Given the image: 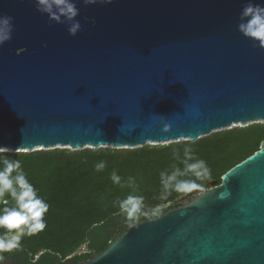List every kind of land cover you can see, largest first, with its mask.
<instances>
[{"label": "water", "instance_id": "1", "mask_svg": "<svg viewBox=\"0 0 264 264\" xmlns=\"http://www.w3.org/2000/svg\"><path fill=\"white\" fill-rule=\"evenodd\" d=\"M248 2L75 0V21L56 23L36 0H0L13 25L0 46V145L135 148L264 122V47L237 28ZM207 185L81 264H264V139Z\"/></svg>", "mask_w": 264, "mask_h": 264}, {"label": "trees", "instance_id": "2", "mask_svg": "<svg viewBox=\"0 0 264 264\" xmlns=\"http://www.w3.org/2000/svg\"><path fill=\"white\" fill-rule=\"evenodd\" d=\"M264 139V122L215 131L195 141L182 140L166 145L135 148H52L6 155L19 159L29 182L48 205L46 227L24 236L19 249L0 253L10 264H81L102 251L128 225L119 202L127 196L143 197V213L135 221L153 217L179 206L199 189L188 193L165 191L160 183L162 171L171 172L191 148L198 159L206 161L210 178L216 179L236 163L251 155ZM105 167L97 171V164ZM121 179L114 183L112 173ZM134 186L129 184V179ZM201 192V191H200ZM193 195V196H192ZM196 195V194H195ZM10 205L14 204L9 197ZM2 202V201H0ZM2 231V230H0ZM84 251H78L81 246Z\"/></svg>", "mask_w": 264, "mask_h": 264}, {"label": "clouds", "instance_id": "3", "mask_svg": "<svg viewBox=\"0 0 264 264\" xmlns=\"http://www.w3.org/2000/svg\"><path fill=\"white\" fill-rule=\"evenodd\" d=\"M86 3L111 4L113 0H85ZM37 10L46 14L48 19L56 23L63 20L75 21L79 9L75 0H36ZM241 22L238 31L245 38L264 47V5L249 0L240 12ZM80 29L79 22H73L69 27V35L75 36ZM13 31L12 18L0 17V46L11 39ZM5 145H0V253L19 249L24 236H31L46 227L44 215L49 205L37 194L35 187L29 182L19 159L9 158L8 153L14 152ZM183 170L175 167L170 173H160V183L165 191L172 189L176 193H188L199 189L205 191L202 182L210 178V169L206 161L198 159L191 148L185 150L184 158L180 161ZM105 167L103 162L97 164V171ZM112 180L120 183V177L113 172ZM129 184L134 186L130 178ZM9 197L14 204L10 205ZM120 210L129 222H135L143 213V197L129 195L119 202ZM158 215L157 211L151 213ZM5 256L0 254V264H4Z\"/></svg>", "mask_w": 264, "mask_h": 264}, {"label": "rangeland", "instance_id": "4", "mask_svg": "<svg viewBox=\"0 0 264 264\" xmlns=\"http://www.w3.org/2000/svg\"><path fill=\"white\" fill-rule=\"evenodd\" d=\"M235 126H242V125H240V124H233V125H231L230 127H228V128H223V129H221V130H225V129H229V128H232V127H235ZM221 130H217V131H221ZM215 132V131H214ZM212 133V132H211ZM178 141H182V140H175V141H172V140H170V141H167V142H155V143H151V144H149V145H166V144H169V143H172V142H178ZM146 145V144H145ZM103 147H110V148H112L111 146H103ZM138 147H141V146H138ZM61 148H65V147H61ZM214 180H216V179H214ZM205 185H207V183H205ZM200 192V190H198V191H196L193 195H195V194H197V193H199ZM192 195V196H193ZM85 250V246L83 245V246H81L80 248H79V252L80 251H84Z\"/></svg>", "mask_w": 264, "mask_h": 264}, {"label": "flooded vegetation", "instance_id": "5", "mask_svg": "<svg viewBox=\"0 0 264 264\" xmlns=\"http://www.w3.org/2000/svg\"><path fill=\"white\" fill-rule=\"evenodd\" d=\"M12 262H13V260H12V258L10 257V254L8 253V257L5 258V260H4V264H10V263H12Z\"/></svg>", "mask_w": 264, "mask_h": 264}]
</instances>
